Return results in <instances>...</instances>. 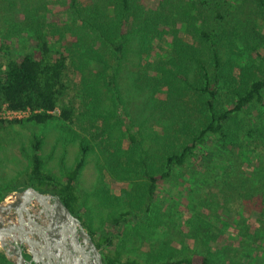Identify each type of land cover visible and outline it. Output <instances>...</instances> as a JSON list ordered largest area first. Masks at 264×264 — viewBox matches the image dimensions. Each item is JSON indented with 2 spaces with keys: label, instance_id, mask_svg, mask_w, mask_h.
<instances>
[{
  "label": "rangeland",
  "instance_id": "374dc122",
  "mask_svg": "<svg viewBox=\"0 0 264 264\" xmlns=\"http://www.w3.org/2000/svg\"><path fill=\"white\" fill-rule=\"evenodd\" d=\"M204 1L140 0L145 16L160 9L169 23L160 27V32L163 31L160 38L144 42L145 46L139 38H133L114 68L115 88L123 101L119 109L123 119H120L115 114L110 116L112 94L106 79L98 75L110 69L114 62L112 49L98 36L94 25L95 7L103 14L101 22L110 19L106 16L111 15L106 0H75L74 3L70 0H0L1 59L8 58L4 54L22 55L28 51L29 39L35 34H44L53 49L61 51L69 61V54L75 59V64H69V90L62 100L73 104V122L54 119L39 125L28 121L30 113L0 111V119L4 121L0 130V200L23 186L34 137L41 140L39 155L43 170L57 178L62 177L64 169L75 165L80 156L79 143L85 138L90 150L76 181L79 215L96 242L104 235L114 236L113 246L108 247L110 252L116 248L121 257L132 256L145 263L206 254L213 256L214 264H264V242L255 231L258 218L264 213L261 211L264 200L249 204L234 198L226 208L218 209L216 220L210 219L205 207H198L203 196L199 197V193L205 189L200 178L203 170L199 171L194 164L173 170L170 178L157 187L147 215H142L145 180L138 164L141 157L146 155L152 159L153 153L160 156V150L169 144L163 139L166 136L167 140L178 136L181 144L199 129L195 120L187 127L182 119H176L173 128L166 131L171 124L169 114L154 108V104L166 99V88L152 93L147 78L160 77L153 68L173 56L169 47L173 38H180L199 50L206 61L209 83L214 85L208 49L183 30L178 21L180 5L195 3L199 9L197 23L210 26L222 36V66L213 103L216 112L231 105L232 88L241 71L232 64L235 57L239 56L238 62L246 73L258 78L264 74L262 61L256 56V53L264 56V10L253 0H235L234 10H228L227 5L219 7L222 0H207L201 4ZM219 8L222 19L215 18ZM163 52H167L164 57L160 56ZM141 78L145 84L143 89L136 87ZM249 111L253 126L259 128L253 145L261 156L264 154V108L254 105ZM59 113L58 107L51 114L58 117ZM122 120L130 122L141 137L139 147H130L123 135ZM235 120L236 117H231L224 128L229 137L222 145L227 149L209 140L204 153L223 159L228 154L226 150H232L228 142L230 144L233 138ZM246 142L247 139L242 140L243 144ZM114 154L119 158H114ZM125 154L133 156L134 169L124 166ZM242 161V171L246 174L258 164L253 154ZM117 163L124 167L114 172L111 165L116 170ZM200 202L203 203L202 199ZM127 209L138 217L119 227L113 226L111 217ZM248 234L254 236L252 243L245 238Z\"/></svg>",
  "mask_w": 264,
  "mask_h": 264
},
{
  "label": "trees",
  "instance_id": "16d2710c",
  "mask_svg": "<svg viewBox=\"0 0 264 264\" xmlns=\"http://www.w3.org/2000/svg\"><path fill=\"white\" fill-rule=\"evenodd\" d=\"M70 1L75 2V0ZM234 1L222 0L218 6L227 5L228 10H234ZM253 1L264 10V0ZM106 2L108 10H111V15L106 14V16L110 19L101 22L100 17L103 14L99 13V9L95 7L97 16H95L94 25L98 36L112 49L114 62L110 69L107 68L105 71L99 72L98 75L106 79V86L112 94L113 110L110 116L115 114L117 118L123 119L119 114L123 101L115 88L114 68L123 58L125 50L128 51L126 45L129 46L133 38H139V42L142 43L152 42L160 38L159 36L163 33V31L160 32V27H164L169 22L168 17L160 9L149 12L145 16L140 0H106ZM204 3H207V0L201 4ZM179 8L181 11L178 21L183 26V30L193 38L198 39L201 44H205L208 49L214 85L209 83L206 61L202 58L199 50L180 38H173L169 44L173 56L161 66H154L155 68H153L160 77L147 78L152 93L166 88V99L159 104H154V108L169 114L171 124L166 128V131L168 128H173L176 119H182L187 127L195 120L199 129L181 144L178 136L173 137L175 140H167L166 136L163 139L169 144L161 147L163 151L160 150V156L153 153L152 159L146 155L141 157L138 164L145 180L144 214L142 215H147L157 187L170 178L173 170L194 164L199 171L203 170L200 178H203L202 182L205 189L199 193V197L203 195L200 198L203 203L199 199L198 207L203 208L204 206L205 210L208 211V217L216 220L218 209L226 208V205L231 203L234 198L249 204H254L259 199L264 200V154L260 156L255 148L256 145H253V142L257 140L255 137H257L259 128L253 126V118L249 111L254 105L264 108V74L262 78H258L246 73L243 71L246 69L238 62L239 56L235 57L232 64L241 71L240 78L232 88L231 105L228 108H223L220 112H216L213 103L217 95L219 78L217 75L222 66V48L220 47L222 36L210 29V26L197 23L199 9L195 3L183 2ZM222 17L219 8L215 11V18L222 19ZM128 27H130L129 30ZM29 44H31L30 49L22 55L4 54L8 58L5 60L0 58V111L4 107L9 111H28L30 113L28 121L39 125L54 119L73 122V104L62 102L69 90L67 71L70 62L75 64L73 55L69 54V61L61 51L53 49L51 41L44 34H35L29 39ZM1 52L2 50H0V57L3 56ZM165 54L167 52H163L160 56L164 57ZM256 56L264 66V56L260 57L258 53ZM136 87L139 89L145 87L142 78L139 79ZM58 107L60 113L58 117H55L51 113ZM231 117H236L233 138L230 144L228 142V145L232 146V150H226L228 154L223 159L213 158L214 155L204 153V148L209 140L221 144L223 149H227L224 148L226 145H222V143L229 137V134H225L224 128ZM122 125L124 127L123 135L130 147L132 149L139 147L141 137L133 130L130 122L123 123L122 120ZM3 127L4 121L0 119V130ZM93 139L95 140V137ZM246 139L247 142L243 144L242 140ZM40 145L41 140L34 137L31 155L29 156L30 165L24 174L25 181L23 186L17 190L33 187L41 192L58 195L64 206L81 221L85 228L86 223L79 215L76 181L90 150L89 142L85 138L81 139L78 160L71 169L63 170L61 178L43 170V160L39 155ZM238 150L239 152H237ZM250 154L254 155L258 164L250 174H246L242 171V160L248 159ZM113 157L119 158L115 154ZM125 159L124 166L134 169L131 166V163L134 162L133 156L125 154ZM124 166L117 163L115 170V166L112 164L111 169L117 172ZM263 210L264 208L261 209V211ZM133 217L137 218L138 216L127 209L113 215L110 222L113 226L119 227L121 223L130 221ZM257 225L255 231L260 234V239L264 242V213L259 216ZM89 234L97 248L101 249L103 264L215 263L213 256L206 254H193L174 259L166 258L153 263H145L132 256L123 258L120 255L121 252L116 248L111 252L109 251L108 247L113 246L114 236L104 235L96 242L90 231ZM245 238L252 243L254 236L248 234ZM0 264H11L2 253H0Z\"/></svg>",
  "mask_w": 264,
  "mask_h": 264
},
{
  "label": "water",
  "instance_id": "95a60500",
  "mask_svg": "<svg viewBox=\"0 0 264 264\" xmlns=\"http://www.w3.org/2000/svg\"><path fill=\"white\" fill-rule=\"evenodd\" d=\"M0 253L11 264H103L101 249L59 196L33 187L0 200Z\"/></svg>",
  "mask_w": 264,
  "mask_h": 264
},
{
  "label": "built area",
  "instance_id": "2783aa9c",
  "mask_svg": "<svg viewBox=\"0 0 264 264\" xmlns=\"http://www.w3.org/2000/svg\"><path fill=\"white\" fill-rule=\"evenodd\" d=\"M2 109H6L5 107L4 108H2ZM7 110V109H6ZM7 111H9V110H7ZM10 112H12V113H22V112H15V111H10ZM1 113V112H0ZM24 113H29L28 111H25Z\"/></svg>",
  "mask_w": 264,
  "mask_h": 264
},
{
  "label": "flooded vegetation",
  "instance_id": "af4514ba",
  "mask_svg": "<svg viewBox=\"0 0 264 264\" xmlns=\"http://www.w3.org/2000/svg\"><path fill=\"white\" fill-rule=\"evenodd\" d=\"M93 242H94V241H93ZM96 247H97V246H96ZM24 257H25L27 260H29V257H28L27 255L24 254Z\"/></svg>",
  "mask_w": 264,
  "mask_h": 264
}]
</instances>
